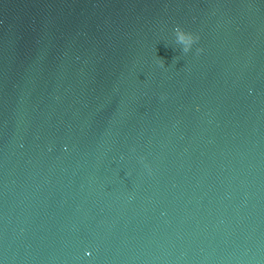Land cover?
<instances>
[{
  "label": "water",
  "instance_id": "water-1",
  "mask_svg": "<svg viewBox=\"0 0 264 264\" xmlns=\"http://www.w3.org/2000/svg\"><path fill=\"white\" fill-rule=\"evenodd\" d=\"M0 264H264V0H0Z\"/></svg>",
  "mask_w": 264,
  "mask_h": 264
},
{
  "label": "clouds",
  "instance_id": "clouds-1",
  "mask_svg": "<svg viewBox=\"0 0 264 264\" xmlns=\"http://www.w3.org/2000/svg\"><path fill=\"white\" fill-rule=\"evenodd\" d=\"M174 35L176 43L182 46V51L186 54L190 52L193 46L199 41L200 37L198 34H194L189 31H185L182 27L177 26L174 29ZM202 48H197L196 52L199 54L202 52ZM161 66H164V61L161 59ZM143 159V158H142ZM86 255H91V253H86Z\"/></svg>",
  "mask_w": 264,
  "mask_h": 264
}]
</instances>
